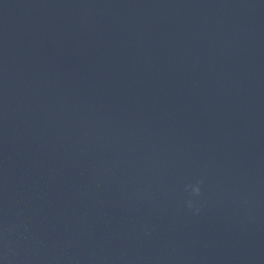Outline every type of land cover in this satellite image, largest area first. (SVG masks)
I'll use <instances>...</instances> for the list:
<instances>
[{"label":"water","instance_id":"95a60500","mask_svg":"<svg viewBox=\"0 0 264 264\" xmlns=\"http://www.w3.org/2000/svg\"><path fill=\"white\" fill-rule=\"evenodd\" d=\"M0 264H36L12 107L7 0H0Z\"/></svg>","mask_w":264,"mask_h":264},{"label":"clouds","instance_id":"9594fccd","mask_svg":"<svg viewBox=\"0 0 264 264\" xmlns=\"http://www.w3.org/2000/svg\"><path fill=\"white\" fill-rule=\"evenodd\" d=\"M203 183H204L203 179L198 180L195 185H191V184L190 185H187L186 186V190L190 188L191 189V194L193 196H197L198 197V196L201 195L200 185L203 184ZM186 205H187L188 208H192L193 207V201L192 200L186 201ZM196 211L198 212L199 209H196Z\"/></svg>","mask_w":264,"mask_h":264}]
</instances>
